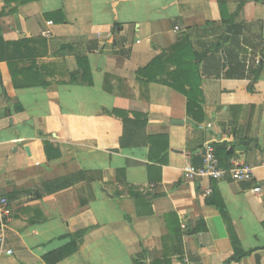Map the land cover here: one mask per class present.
Wrapping results in <instances>:
<instances>
[{
    "label": "crops",
    "instance_id": "obj_1",
    "mask_svg": "<svg viewBox=\"0 0 264 264\" xmlns=\"http://www.w3.org/2000/svg\"><path fill=\"white\" fill-rule=\"evenodd\" d=\"M221 1L0 0V200L13 214L0 264H45L80 232L58 264H264V0ZM192 54L203 117L170 85L196 82L170 79ZM78 57L91 84L70 81ZM124 118L148 120L127 149ZM223 144L253 181L183 177L209 149L225 163ZM80 172L89 180L47 190ZM231 232L252 252L238 263Z\"/></svg>",
    "mask_w": 264,
    "mask_h": 264
},
{
    "label": "trees",
    "instance_id": "obj_2",
    "mask_svg": "<svg viewBox=\"0 0 264 264\" xmlns=\"http://www.w3.org/2000/svg\"><path fill=\"white\" fill-rule=\"evenodd\" d=\"M10 1V0H8ZM19 1V0H18ZM22 1L23 4L25 3H31V2H37V1H41V0H20ZM221 6H222V10H225L224 5H222L224 2H222L220 0ZM227 23H229L231 26H233L231 32L235 34H237V32H239L240 27L239 26H234L233 21L232 20H227ZM188 43L187 39H184V41H182V46H181V50L184 51L185 53V46ZM29 44H31V40H27V41H23L17 44H14V46H18V47H24V46H29ZM188 46H190L189 44H187ZM190 48V47H189ZM188 48V49H189ZM189 51V50H188ZM171 54H173L172 51H170ZM190 55V54H189ZM178 58L176 59V62L174 61V63L176 65H178L177 63H180V61H184V64L187 66L185 68L179 67L178 66V70H177V74L173 73L170 76V79L172 81H174V83H178L180 81V79H188V78H195L196 82L194 84H191V86L189 87L188 84L186 86H181L178 84H170L175 90L181 92L186 96L187 100H188V112L190 114H192L193 110H198V112L201 114V117H203V112L202 109L200 107L201 103H203V100L201 98L202 96V92L200 89V84H201V77H200V71H199V67L197 65V57L196 55H191V57L187 56V58L185 57L184 60H180L179 58L181 56H177ZM78 63L80 64V73L79 74H72L71 77V83L74 85H81L84 83L87 84H91V80H88V74H89V65H88V60H83L80 57L77 58ZM83 60V61H82ZM161 59H156L153 61V63H151L148 66V69L150 67H152L153 65L156 64L157 61H159ZM153 64V65H152ZM152 65V66H151ZM258 74H259V70H257L255 72V78L252 82V86L251 88H249L250 91H252V87L254 86V83H256L257 79H258ZM243 77V76H242ZM83 78L84 81H81ZM180 78V79H179ZM190 78V79H191ZM81 79V80H80ZM189 80V79H188ZM189 87V89H188ZM17 111H22V108H19ZM195 119H199L200 121H202V118H199L197 116V114L193 115ZM124 123V134L123 137L121 139V148L122 149H127L130 147H133V142H135L136 139H138L139 137V128L140 129H144L147 125V118L146 119H136V120H131V119H127L124 118L123 120ZM147 142L149 141V138L146 136ZM151 140L153 138H150ZM52 146L50 144H45V148H46V152L48 154L50 148ZM256 152L255 154H264V150L261 149V147L256 145ZM52 149V148H51ZM216 153H217V157L219 158V160H223L225 163H223L221 161L220 166L224 169H230L232 168V166L230 165V162L232 161L231 159H234L236 156V148L235 145H229L227 144H223V145H218L216 146ZM49 158H58L61 156L60 151L58 150L56 155H48ZM203 161L201 162V164L197 167H200L202 165ZM223 163V164H222ZM94 179V178H93ZM93 179H91L90 181H92ZM89 177L87 173L84 172H80L78 174L69 176L67 178H63V179H59L53 182H50L48 184H46V188L50 193H55L61 190H65L68 189L70 187H73L75 184L82 182V181H88ZM218 197V195H215V198ZM217 205L218 209L221 210L222 214H226V209L225 206L223 204V202L221 203H216V201L213 202L212 205ZM85 235V232H80L77 233L75 235H68L66 236V240H68L69 242L66 244V246L62 247L61 249H58L56 251H53L51 253H48L47 255H45L43 257V261L45 262V264H58L70 257H72L77 251H78V246L77 245L80 239H82V237ZM237 238L234 235L233 232H231V241L232 242V246H233V250H234V256L231 259V262H240L243 258L247 257L249 254H251L252 252H245L239 242H237Z\"/></svg>",
    "mask_w": 264,
    "mask_h": 264
},
{
    "label": "built area",
    "instance_id": "obj_3",
    "mask_svg": "<svg viewBox=\"0 0 264 264\" xmlns=\"http://www.w3.org/2000/svg\"><path fill=\"white\" fill-rule=\"evenodd\" d=\"M178 30V29H176ZM46 34L49 35L47 32ZM257 64H260L258 61ZM183 177L186 180H212L222 181L230 178L232 181L237 183H247L254 180V169L253 167L246 164H234L230 169H224L220 167L219 161L214 155V151L209 149L203 158V164L200 167L187 166L183 171ZM261 190L258 188L255 192L259 193ZM212 189L207 190V194H212ZM13 220V214L9 205L8 200H0V256L5 254L12 256L13 251L11 249L5 250L7 245L6 230L9 224Z\"/></svg>",
    "mask_w": 264,
    "mask_h": 264
},
{
    "label": "water",
    "instance_id": "obj_4",
    "mask_svg": "<svg viewBox=\"0 0 264 264\" xmlns=\"http://www.w3.org/2000/svg\"><path fill=\"white\" fill-rule=\"evenodd\" d=\"M174 123H176V124H184L185 122H183V121H178V122H174ZM247 146H248V143H245L242 147H239L237 150L238 151H244V150H246V148H247Z\"/></svg>",
    "mask_w": 264,
    "mask_h": 264
}]
</instances>
